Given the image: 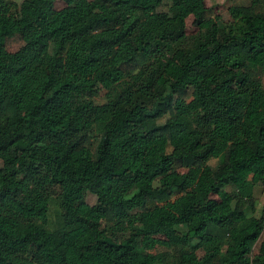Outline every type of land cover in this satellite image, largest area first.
Listing matches in <instances>:
<instances>
[{"label": "trees", "instance_id": "obj_1", "mask_svg": "<svg viewBox=\"0 0 264 264\" xmlns=\"http://www.w3.org/2000/svg\"><path fill=\"white\" fill-rule=\"evenodd\" d=\"M53 1L0 0V264H264V0Z\"/></svg>", "mask_w": 264, "mask_h": 264}, {"label": "rangeland", "instance_id": "obj_2", "mask_svg": "<svg viewBox=\"0 0 264 264\" xmlns=\"http://www.w3.org/2000/svg\"><path fill=\"white\" fill-rule=\"evenodd\" d=\"M17 3L20 2V0H14ZM161 4L158 6V10L160 11H165L169 14H172L175 12L174 9H170L169 5L171 3V0H160ZM249 0H203V6L205 8V13H206V18L198 25L194 26L192 24V17L187 16L185 19V33L187 35L193 34L196 29H202L205 28L210 24L211 21L213 20H219L220 22H228L230 21V14L228 11V7L232 4H247ZM53 6L55 9H59L64 6V2L62 0H54L53 1ZM4 48L8 52H14L16 51L21 45H22V40L21 38L17 35L14 34L10 37H7L4 39ZM249 61L252 63H256L258 61L257 55H250L249 56ZM262 81H264V73L262 75ZM97 103L102 102V91H100L99 95L95 97L94 99ZM159 122L163 121V118L158 120ZM94 139H90V142H93ZM216 163L215 159H210L208 161V164L211 166H214ZM177 171H182L181 169L177 168ZM226 173V170L220 175V177H224ZM254 167H249L247 170L243 172L244 177L249 180L253 186H254V197L256 200L255 204V212L254 214H258V209L263 205L264 203V195L259 191L260 183L258 179L254 176ZM226 190H231V187L226 186ZM186 190L185 192H187ZM174 195V194H172ZM176 196V195H174ZM173 196V197H174ZM95 200L94 195L87 193L85 195V202L88 204H92ZM250 212L247 210L246 215H249ZM47 225L49 228H53L57 225L58 221V209H57V204L55 199L50 198L49 204H48V211H47ZM264 231V228H263ZM259 239L254 243L252 246V249L250 251L249 257L251 258L256 252H257V247H258ZM158 251L162 250L161 248L157 249ZM197 256L201 255V251L197 250L196 251Z\"/></svg>", "mask_w": 264, "mask_h": 264}]
</instances>
